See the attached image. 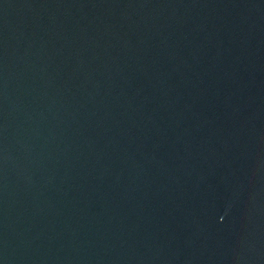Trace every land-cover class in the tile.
Instances as JSON below:
<instances>
[{
  "label": "water",
  "instance_id": "95a60500",
  "mask_svg": "<svg viewBox=\"0 0 264 264\" xmlns=\"http://www.w3.org/2000/svg\"><path fill=\"white\" fill-rule=\"evenodd\" d=\"M0 264H264V0H0Z\"/></svg>",
  "mask_w": 264,
  "mask_h": 264
}]
</instances>
